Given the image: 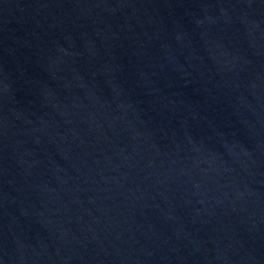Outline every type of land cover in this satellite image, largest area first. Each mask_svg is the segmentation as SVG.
Here are the masks:
<instances>
[{"label":"water","instance_id":"water-1","mask_svg":"<svg viewBox=\"0 0 264 264\" xmlns=\"http://www.w3.org/2000/svg\"><path fill=\"white\" fill-rule=\"evenodd\" d=\"M0 264H264V0H0Z\"/></svg>","mask_w":264,"mask_h":264}]
</instances>
